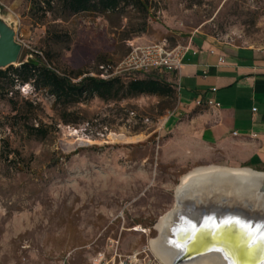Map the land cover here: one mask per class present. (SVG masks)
Wrapping results in <instances>:
<instances>
[{
	"label": "rangeland",
	"instance_id": "374dc122",
	"mask_svg": "<svg viewBox=\"0 0 264 264\" xmlns=\"http://www.w3.org/2000/svg\"><path fill=\"white\" fill-rule=\"evenodd\" d=\"M145 2L147 10L128 4L62 16L57 0L50 9L42 0H0V13L14 20L20 59L37 53L61 74H81L73 81L117 64L134 44L185 45L197 36L227 49L264 47V0ZM5 90L0 264H96L99 255L109 264L134 253V264H162L149 242L181 176L198 166L244 167L231 165L227 149L205 135L201 111L179 108L175 88L163 96L93 97L67 108L69 122L46 90L32 83ZM119 132L142 137H109Z\"/></svg>",
	"mask_w": 264,
	"mask_h": 264
},
{
	"label": "water",
	"instance_id": "95a60500",
	"mask_svg": "<svg viewBox=\"0 0 264 264\" xmlns=\"http://www.w3.org/2000/svg\"><path fill=\"white\" fill-rule=\"evenodd\" d=\"M21 50L14 20L0 13V70L18 66ZM250 169L261 173L258 181L219 175L179 181L170 224L154 238L171 250L167 263L156 255L162 264H184L205 254H217L225 264H264V171Z\"/></svg>",
	"mask_w": 264,
	"mask_h": 264
},
{
	"label": "crops",
	"instance_id": "0c3cea01",
	"mask_svg": "<svg viewBox=\"0 0 264 264\" xmlns=\"http://www.w3.org/2000/svg\"><path fill=\"white\" fill-rule=\"evenodd\" d=\"M178 71L160 75L179 108L199 110L203 132L227 149L231 165L264 171V47L227 49L190 37Z\"/></svg>",
	"mask_w": 264,
	"mask_h": 264
},
{
	"label": "trees",
	"instance_id": "16d2710c",
	"mask_svg": "<svg viewBox=\"0 0 264 264\" xmlns=\"http://www.w3.org/2000/svg\"><path fill=\"white\" fill-rule=\"evenodd\" d=\"M54 0H42L48 7ZM62 9L61 15L78 13H111L119 10L121 5H134L147 10L145 0H57ZM18 66H9L0 70V78L5 84H0V96L6 93L7 86L13 88L17 84L32 83L36 89L46 90L54 97V104L60 106V117L64 122H69L67 111L69 106L98 97L104 101L120 100L137 95L163 96L173 93V87L160 75L161 72L152 70L148 72H131L116 75L107 79L87 75L78 78L81 74L71 77L61 74L55 67L34 53L26 61L19 60ZM5 90V91H4ZM36 131V129H34Z\"/></svg>",
	"mask_w": 264,
	"mask_h": 264
},
{
	"label": "built area",
	"instance_id": "2783aa9c",
	"mask_svg": "<svg viewBox=\"0 0 264 264\" xmlns=\"http://www.w3.org/2000/svg\"><path fill=\"white\" fill-rule=\"evenodd\" d=\"M185 46H169L166 40L134 44L130 47L127 54L115 65L100 66L98 74H92L102 79H107L116 75L131 72L158 71L161 73L178 71L181 67V61ZM113 247V243L109 245ZM138 253H134L127 259H122L113 255L109 258V264H134ZM104 256L99 255L96 264L103 263ZM151 264H161L152 262Z\"/></svg>",
	"mask_w": 264,
	"mask_h": 264
},
{
	"label": "bare ground",
	"instance_id": "6f19581e",
	"mask_svg": "<svg viewBox=\"0 0 264 264\" xmlns=\"http://www.w3.org/2000/svg\"><path fill=\"white\" fill-rule=\"evenodd\" d=\"M26 87L27 85L24 86V89ZM70 135L73 137H77V132L70 130ZM109 137L112 140H116V141L119 140L123 142H133L139 140L142 136L137 135L133 137H128L124 135L122 132H119V133H110ZM208 175H217V176L219 175L220 177H227L230 180L238 179V180H245L247 182L258 181V179L261 177V173L253 171L249 167L207 165V166H198L186 172L183 176H181L180 182L183 183L186 180L187 181L192 180V178L195 179ZM177 187L180 188L181 185H177ZM169 211L170 210H168L163 215H161L158 222L155 224V229L160 233L161 231L164 230L166 226L170 224L171 219H170ZM149 243H150V248L155 255H157L159 258L164 260V262L166 263L167 261L170 260V256L172 255L171 250H169L165 246L163 240H161L159 236L156 239H151ZM184 264H225V263L217 254H205L191 262Z\"/></svg>",
	"mask_w": 264,
	"mask_h": 264
}]
</instances>
